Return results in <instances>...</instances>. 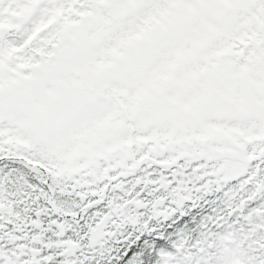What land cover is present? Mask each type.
Here are the masks:
<instances>
[{"label": "snow or ice", "instance_id": "obj_1", "mask_svg": "<svg viewBox=\"0 0 264 264\" xmlns=\"http://www.w3.org/2000/svg\"><path fill=\"white\" fill-rule=\"evenodd\" d=\"M0 264H264V0H0Z\"/></svg>", "mask_w": 264, "mask_h": 264}]
</instances>
